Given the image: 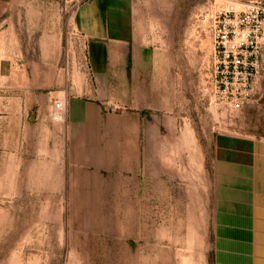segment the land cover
I'll use <instances>...</instances> for the list:
<instances>
[{
	"label": "rangeland",
	"instance_id": "rangeland-1",
	"mask_svg": "<svg viewBox=\"0 0 264 264\" xmlns=\"http://www.w3.org/2000/svg\"><path fill=\"white\" fill-rule=\"evenodd\" d=\"M84 1L37 7L0 40L11 59L0 77V264H213L215 139H264V33L254 91L233 111L214 97L206 17L251 0H130L151 73L111 79L108 94L73 29ZM76 97L108 99L113 118L96 144L103 157L86 165L69 122Z\"/></svg>",
	"mask_w": 264,
	"mask_h": 264
},
{
	"label": "crops",
	"instance_id": "crops-1",
	"mask_svg": "<svg viewBox=\"0 0 264 264\" xmlns=\"http://www.w3.org/2000/svg\"><path fill=\"white\" fill-rule=\"evenodd\" d=\"M60 1L0 0V40L17 37L23 15ZM135 14L130 0H86L73 13L99 94L111 92V79L150 76L151 49L138 40ZM6 60L0 57V77ZM107 100L76 97L70 103L69 122L84 165L103 157L96 144L112 133ZM213 163V264H264V139L218 134Z\"/></svg>",
	"mask_w": 264,
	"mask_h": 264
},
{
	"label": "built area",
	"instance_id": "built-area-1",
	"mask_svg": "<svg viewBox=\"0 0 264 264\" xmlns=\"http://www.w3.org/2000/svg\"><path fill=\"white\" fill-rule=\"evenodd\" d=\"M207 26L214 40V97L218 105L241 111L253 93L262 60L264 0H251L243 9L211 11ZM64 101H57V113Z\"/></svg>",
	"mask_w": 264,
	"mask_h": 264
},
{
	"label": "bare ground",
	"instance_id": "bare-ground-1",
	"mask_svg": "<svg viewBox=\"0 0 264 264\" xmlns=\"http://www.w3.org/2000/svg\"><path fill=\"white\" fill-rule=\"evenodd\" d=\"M62 107H63L62 111H64V110L66 109V102H64V105H63ZM59 113H60V112H59ZM59 113H56V114H55V118H56V120L59 118V117H58Z\"/></svg>",
	"mask_w": 264,
	"mask_h": 264
}]
</instances>
